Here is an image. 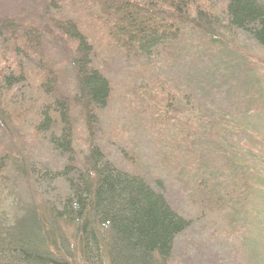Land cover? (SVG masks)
<instances>
[{
  "label": "trees",
  "instance_id": "16d2710c",
  "mask_svg": "<svg viewBox=\"0 0 264 264\" xmlns=\"http://www.w3.org/2000/svg\"><path fill=\"white\" fill-rule=\"evenodd\" d=\"M218 1L26 0V9L19 7V13L0 12V264H167L175 238L190 222L145 179L110 159L105 131H117L116 125L80 127L87 114L108 111L114 95L86 53L101 55L95 49L101 50L103 43L126 54L151 55L164 39L181 38L184 21L174 11L184 7L191 16L198 8L217 7ZM220 13L223 20L213 22L215 29L244 32L264 46V1L224 0ZM45 46L73 54V99L83 118L77 119V109L56 93L57 63L47 62ZM21 57L36 59L31 68L39 76L28 72ZM144 66L140 63L133 72L134 84H143L148 74L142 72ZM14 74L23 80H13ZM235 84L240 87V81L233 88ZM154 89L163 97L151 94ZM177 90L173 94L165 82L144 87L152 104L148 110L158 121L172 120L165 106L168 99L178 107L187 97L188 88ZM42 95L44 104L54 103L50 109L39 104ZM226 119L217 114L208 122L221 128ZM22 120L26 131L18 128ZM29 141L34 144L27 146ZM230 164L245 174L244 165ZM22 183L39 192L43 206L23 205L27 201L17 192ZM218 185V191L214 184L205 185L206 200L223 193L230 198L228 188ZM14 194L20 197L15 211H5V199Z\"/></svg>",
  "mask_w": 264,
  "mask_h": 264
},
{
  "label": "rangeland",
  "instance_id": "374dc122",
  "mask_svg": "<svg viewBox=\"0 0 264 264\" xmlns=\"http://www.w3.org/2000/svg\"><path fill=\"white\" fill-rule=\"evenodd\" d=\"M223 2L219 0L217 7L213 3L205 12L198 8L191 16L184 7L174 11L184 21L179 28L181 38L164 39L151 55L126 54L103 43L101 50L95 49L101 55L86 53L106 76L114 95L108 111L99 116L87 114L80 127L116 125L114 133L108 127L105 131L110 159L145 179L190 222L175 238L167 264H264V46L244 32L215 29L213 22L223 20L218 17ZM19 7L26 9V0H0V12L19 13ZM43 52L48 63H57L56 93L77 109V119L83 118L84 112L73 99L76 73L69 63L73 54L63 47L45 46ZM19 62L39 76L37 69L31 68L36 59L26 57ZM140 63L145 64L142 72L148 74L141 80L143 84H134L132 74ZM19 78L23 80L19 74L12 75L13 80ZM239 81L240 87L235 84L233 88ZM164 82L172 85L173 94L185 88L188 94L178 107L168 99L165 106L172 120L158 121L148 110L152 104L143 89ZM153 91L157 99L163 97ZM190 96H194L192 100ZM45 98L42 95L39 104L47 110L54 103L44 104ZM217 114L227 117L221 128L208 122ZM24 122L19 123L21 131H26ZM83 133L81 129L78 132L80 136ZM161 133L165 134L162 138ZM232 160L244 165L238 166L244 175L237 166L228 165ZM232 182L241 187L237 189ZM209 183L217 191L218 183L224 190L228 188L230 198L223 193L206 200L203 191ZM197 185L200 188H195ZM27 187L22 183L17 191L27 201L23 205L43 206L39 192ZM20 197L6 198L5 211H15ZM70 229L67 226L65 231Z\"/></svg>",
  "mask_w": 264,
  "mask_h": 264
}]
</instances>
